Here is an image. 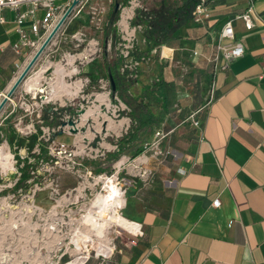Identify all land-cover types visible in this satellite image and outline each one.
I'll use <instances>...</instances> for the list:
<instances>
[{
    "label": "crops",
    "instance_id": "obj_1",
    "mask_svg": "<svg viewBox=\"0 0 264 264\" xmlns=\"http://www.w3.org/2000/svg\"><path fill=\"white\" fill-rule=\"evenodd\" d=\"M204 2L210 11L208 20L191 21L157 53L153 50L147 57L150 65L140 69L138 82L129 88V94L138 97L161 70L167 83L166 109L160 108L153 127L164 136L163 150L170 156L165 164H156V179H141L142 189L129 191L126 205L132 206V218L123 217L128 229L122 230L136 235L140 224L143 236L134 246L119 242L113 254L97 264H264V77H260L264 74V0H254L258 21L250 31L240 19L245 0ZM123 10L115 37L133 25L135 12L123 19ZM83 14L84 5L78 4L30 72L29 78L38 82L28 85V78L18 87L1 111L0 122L22 110L19 102L28 98L30 87L36 100H41L37 92L43 82L50 102L78 98L84 75L99 85L104 53L86 69L77 63L84 57L79 49L81 37H86L79 21ZM14 15L9 10L0 12L5 19L0 23V101L20 73L16 65L24 67L29 61L27 50L21 55L12 50L18 40ZM227 22L232 23L244 54L225 70H214L209 61ZM110 43L109 37L105 48ZM136 47L145 49L142 32ZM54 55L61 56L60 62H52ZM106 55L107 62L113 60ZM74 76L76 80L68 84ZM96 100L106 102L101 94ZM171 104L178 106L174 113L168 110ZM128 126L123 121L120 128L125 127V133ZM216 199L217 208L212 206Z\"/></svg>",
    "mask_w": 264,
    "mask_h": 264
},
{
    "label": "rangeland",
    "instance_id": "obj_2",
    "mask_svg": "<svg viewBox=\"0 0 264 264\" xmlns=\"http://www.w3.org/2000/svg\"><path fill=\"white\" fill-rule=\"evenodd\" d=\"M128 1V6L124 8L130 11L139 8L152 11L160 5L172 3V0H138L136 3ZM79 4L84 5V16L79 21L86 28V37H81L79 42V49L83 51L84 57L77 63H83L86 69L94 62L93 59H102L105 45L101 33L114 3L113 0H82ZM92 7L97 8L95 16L91 13ZM124 8L121 9L118 21ZM97 18L99 22L95 24ZM135 27L133 24L130 28ZM140 32L142 31L136 29L135 47ZM118 33L116 45H107L105 48L109 59L118 58V43L121 41V34L119 31ZM60 60V55L52 57L54 63ZM148 64L149 60L146 58L139 71ZM101 73L102 81H99L98 86L102 89L98 88L96 80L90 83L91 80L84 75L81 77L82 86L78 98H63L45 104H41L38 99L28 111L17 109L21 113L16 111V114L0 122V148L7 150L12 157L11 169L3 171L0 168V264H65L77 254L72 239L82 235L90 236L94 243L93 246L88 245L81 250V253L88 252L90 255L85 264H97L108 259L103 256L96 257L95 245L98 243H109L115 248L119 242L129 245L132 237L120 228H109L103 237L97 236L88 226L86 215L93 210L91 206L96 195L105 193L104 179L110 178L124 192L125 205L121 210V218H132V206L130 202L126 205L130 197L129 191L142 189L141 179H156L159 176L156 164H165L170 155L165 159L154 155L153 145L158 133L155 127L141 134L135 142V146L144 149L140 156L130 158L131 153L128 151H123L116 157L113 155L116 146L112 143L125 131V127L120 128L121 123L125 121L126 125L130 121L124 114L127 110L122 103L118 102V109L114 110V104L109 97L107 73L105 69ZM139 73L123 74L126 79H138ZM50 74L51 70L45 76L50 78ZM150 74L149 80L153 77ZM75 80L74 76L67 83L72 84ZM44 84L43 82L41 87L47 93ZM99 94L106 98V102L96 100ZM28 101L32 102L30 99ZM68 105L75 108L76 114L72 116L61 113L59 124L49 126L54 131L53 136L38 135L37 141H47L50 138L47 156L34 162L33 169L36 174L27 181L28 186L15 190L19 171L25 163H33V157L39 153L37 143L30 148V143L26 141L20 144L18 139L37 136V127L43 125L40 117L43 109L51 108L55 111ZM177 109L178 106L171 104L168 110L174 113ZM80 111L84 113L80 114ZM152 111L159 116L160 106L153 107ZM69 121L74 123V127L68 125ZM163 140H160L162 150ZM147 144L149 148L145 149ZM122 222L124 223V219Z\"/></svg>",
    "mask_w": 264,
    "mask_h": 264
},
{
    "label": "trees",
    "instance_id": "obj_3",
    "mask_svg": "<svg viewBox=\"0 0 264 264\" xmlns=\"http://www.w3.org/2000/svg\"><path fill=\"white\" fill-rule=\"evenodd\" d=\"M66 1L67 0H64L63 2ZM200 1L201 0H172L171 5H160V7L152 11L140 8L135 10L131 24L140 25L142 27L145 49L140 51L135 47L133 57L137 59L141 57L147 58L153 50L157 53L161 46L166 45L169 41L174 39L177 31L192 21L191 13ZM113 3L112 10L107 18L106 27L103 31L104 45L107 44L110 37V46L112 47H114L117 42L115 37L117 31L116 23L119 20L121 9L128 6V0H113ZM115 4L119 5L116 11L114 10ZM103 53L104 68L109 80V97L113 104H117L115 100V97H117L118 100L125 105L128 111H124V114L130 120L126 132L112 143L116 146V151L113 155L116 157L121 152L128 151L131 153L130 158H136L144 152V149L135 146V142L141 134L149 131L151 127L156 126L158 122L157 116L153 113L152 108L160 104L161 111L166 109L167 83H165L162 77L161 70H158L156 80L150 85L143 86L138 97H132L128 91L132 84L138 82L137 77L135 79H126V75L121 74L118 70L121 59L118 57L107 62L105 46ZM138 72L139 70L137 73ZM109 77L112 79L114 88H112ZM61 113L74 116L76 110L70 105L58 108L55 111L51 108L43 109L41 114L42 126L54 127V125L59 124V115ZM36 134L37 136L18 139L20 144L26 141L30 143V148L37 143L39 153L33 157V163H25L24 167L19 171L20 176L14 185L15 190L28 186L27 181L33 179V175L36 174V170L33 169L34 162H38L47 156V146L50 142V138L47 141H37L38 135H42L40 126L37 127ZM53 134V132L50 133V136H53Z\"/></svg>",
    "mask_w": 264,
    "mask_h": 264
},
{
    "label": "built area",
    "instance_id": "obj_4",
    "mask_svg": "<svg viewBox=\"0 0 264 264\" xmlns=\"http://www.w3.org/2000/svg\"><path fill=\"white\" fill-rule=\"evenodd\" d=\"M64 0H0V12L4 10H9L13 12V24L14 31L18 35L17 42L12 46V50L15 54L21 55L22 50H27V59H30L35 51L39 48L45 37L49 34V32L53 29L59 18L65 12L67 7L70 5L72 0H68L67 2H63ZM78 4L81 3L82 0H77ZM138 0H130V3H136ZM246 8L244 12L241 14L240 19L244 23V27L246 30L250 31L255 27V21H258V16L254 7V0H245ZM129 3V1H128ZM142 9V8H140ZM92 15L95 16L97 14V8L92 7ZM39 12L42 13L39 16ZM192 22L195 24H203L210 17V11L205 5L204 0H201L198 3L192 13ZM95 17H92V19ZM97 23L99 19L97 18ZM5 19L1 16L0 23H4ZM136 27L131 29H122L120 31L121 41L118 43V57L121 59V64L119 66V72L121 74L129 72L131 74H136L139 70L141 64L146 60V58L141 57L140 59L134 58L133 53L135 51L134 39L136 29L142 31V27L140 25H135ZM218 43L216 46L215 54L210 58L212 64H214V70H225L228 67V64L240 57L244 54V48L242 43L239 40L235 39L234 30L231 22H227L221 28L218 36ZM196 55V53H194ZM17 72H21L24 68L23 65H16ZM260 77H264V74ZM102 81V80H101ZM100 81V82H101ZM109 84V82H108ZM25 94V93H24ZM25 96V95H24ZM28 98H22L19 102V107L22 108L23 111H28L31 106L36 102V93L34 91H28ZM25 96V97H26ZM30 99L32 102H29ZM119 104L121 102L116 99ZM41 104L49 103V98L47 100H40ZM118 104V103H117ZM117 104H114V110H117ZM127 110L126 107H124ZM128 111V110H127ZM39 118V115H36ZM41 117V116H40ZM42 122V120H41ZM195 127H199V121H192ZM42 134H50L53 129L47 127L46 129L43 126H40ZM50 132V133H49ZM164 136L161 133L156 134V141L153 145L154 155L157 157H161L165 159L168 153L160 147V140L163 139ZM149 145H145V149H148ZM181 174H184V171L179 170ZM220 202L218 199L213 201V207H219ZM138 224V223H137ZM139 225L138 232L136 235H130L132 239L129 242L130 246H134L137 244L138 239L143 236V232L141 229V225ZM115 246L113 245L112 251L108 257L109 258L114 252ZM88 258L85 260L83 264H85L89 260ZM96 257H99L96 255ZM102 257V256H101Z\"/></svg>",
    "mask_w": 264,
    "mask_h": 264
},
{
    "label": "bare ground",
    "instance_id": "obj_5",
    "mask_svg": "<svg viewBox=\"0 0 264 264\" xmlns=\"http://www.w3.org/2000/svg\"><path fill=\"white\" fill-rule=\"evenodd\" d=\"M126 13L130 15L131 11L124 9L122 14L123 19L126 17ZM35 79L36 77H30L26 83H29L28 85H35L38 82V80ZM64 84L68 87L66 82H64ZM11 158L12 157L7 150L0 148V168L3 171L12 168ZM104 192L105 193H99L96 195L91 206L93 207V210L89 211L86 215L88 218L87 220H89L88 226L90 229L94 230L99 237H103L105 232L109 228L112 229V227L128 229L121 221V210L125 205L124 192L110 178L104 179ZM136 226L138 225L136 224ZM72 241L75 245L77 254L73 260L65 264H83L88 258V254L81 253V250L87 248L88 245L93 246V240L90 236L82 235L81 237L78 236L77 238L72 239ZM95 249L98 256L108 257L112 251V246H110L109 243L102 242L95 245Z\"/></svg>",
    "mask_w": 264,
    "mask_h": 264
},
{
    "label": "water",
    "instance_id": "obj_6",
    "mask_svg": "<svg viewBox=\"0 0 264 264\" xmlns=\"http://www.w3.org/2000/svg\"><path fill=\"white\" fill-rule=\"evenodd\" d=\"M77 5H78V1L77 0H72L71 1L70 5L67 7L65 12L59 18V20L57 21V23L55 24L53 29L45 37V39L43 40V42L41 43L39 48L35 51V53L29 59L27 64L21 70V72L19 73L18 77L15 79L14 83L12 84V86L9 88V90L6 92V94L3 95V98L0 101V113L3 110V108L6 106L8 101L12 98L13 94L18 89V87L21 86L22 84H24L26 82V80L29 78L30 72L32 71V69L35 66L36 62L41 57V55L43 54L45 49L48 47V45L50 44L52 39L55 37V35L61 29V27L64 25L66 20L70 17V15L72 14L73 10L75 9V7ZM118 8H119V5L115 4L114 5V10L116 11V10H118ZM109 79L111 81L112 88H114L111 77H109ZM29 92H32V88L31 87H30ZM37 93L40 94V99L41 100H47L48 99L47 94L44 93L43 88H38V92ZM79 113L83 114L84 111H80ZM68 125L74 127V123L72 121H69ZM74 132H76V129H74Z\"/></svg>",
    "mask_w": 264,
    "mask_h": 264
}]
</instances>
